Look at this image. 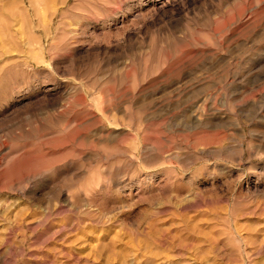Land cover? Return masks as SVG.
Returning <instances> with one entry per match:
<instances>
[{"label":"rangeland","instance_id":"1","mask_svg":"<svg viewBox=\"0 0 264 264\" xmlns=\"http://www.w3.org/2000/svg\"><path fill=\"white\" fill-rule=\"evenodd\" d=\"M0 264H264V0H0Z\"/></svg>","mask_w":264,"mask_h":264}]
</instances>
